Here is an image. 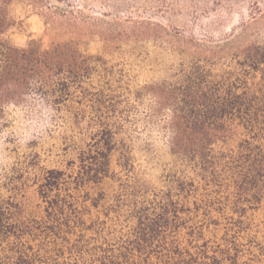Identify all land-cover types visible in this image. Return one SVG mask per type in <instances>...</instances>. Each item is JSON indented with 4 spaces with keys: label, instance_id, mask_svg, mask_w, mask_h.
<instances>
[{
    "label": "trees",
    "instance_id": "1",
    "mask_svg": "<svg viewBox=\"0 0 264 264\" xmlns=\"http://www.w3.org/2000/svg\"><path fill=\"white\" fill-rule=\"evenodd\" d=\"M5 4L0 119L39 96L53 112L76 104L78 121L91 114L92 132L77 159L33 178L40 215L21 218L28 184H0V264H264V38L165 48L168 73L143 86L154 113L166 112L159 149L171 178L156 189L135 176L121 127L107 120L117 108L104 59L73 41L15 45Z\"/></svg>",
    "mask_w": 264,
    "mask_h": 264
},
{
    "label": "rangeland",
    "instance_id": "2",
    "mask_svg": "<svg viewBox=\"0 0 264 264\" xmlns=\"http://www.w3.org/2000/svg\"><path fill=\"white\" fill-rule=\"evenodd\" d=\"M5 1L11 25L4 36L15 45L24 46L31 39L42 47L73 41L82 52L104 59V67L98 68L109 70L112 80L103 83L104 92L109 99L116 96L110 107L117 108L107 120L121 127V151L132 158L135 176L155 181L147 186L156 189L171 178L165 163L170 156L159 149L168 138L166 112L154 113L143 86L168 73L173 62L165 48H180L191 38L211 46L235 34L239 39L232 47L264 38V0ZM108 43L115 47L106 49ZM181 57L178 54L174 64ZM76 107L61 106L53 112L44 98L31 96L8 107L0 119V184L11 186L15 176L23 186L28 184L23 188L26 205L21 218L41 214L37 184L30 186L33 178L39 183L47 168L77 159L90 140L92 115L78 121L73 115Z\"/></svg>",
    "mask_w": 264,
    "mask_h": 264
}]
</instances>
